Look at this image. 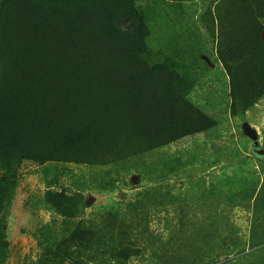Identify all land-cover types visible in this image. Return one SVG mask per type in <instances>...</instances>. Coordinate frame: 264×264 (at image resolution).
<instances>
[{
    "label": "rangeland",
    "instance_id": "rangeland-1",
    "mask_svg": "<svg viewBox=\"0 0 264 264\" xmlns=\"http://www.w3.org/2000/svg\"><path fill=\"white\" fill-rule=\"evenodd\" d=\"M93 5L77 33L54 31L57 55L25 51L31 35L13 29L0 46V81L36 91L51 123L39 148L94 127L51 159L0 161L2 264H86L82 247L46 253L77 225L103 235L89 264H264V0Z\"/></svg>",
    "mask_w": 264,
    "mask_h": 264
},
{
    "label": "trees",
    "instance_id": "trees-1",
    "mask_svg": "<svg viewBox=\"0 0 264 264\" xmlns=\"http://www.w3.org/2000/svg\"><path fill=\"white\" fill-rule=\"evenodd\" d=\"M97 1L0 0V46L6 42L13 29L14 34L25 32L31 35L28 39L30 44L26 46L25 51L28 50L32 55L36 54L35 56L38 58L51 53L57 55L60 48L57 42L60 38L53 36L54 31H60L61 27L64 28L62 32L77 33L78 27H83L91 22L93 15L88 9L91 8V5L94 6L93 4ZM127 15L138 28L141 27L142 18L137 11L129 9ZM61 35L60 32L59 36ZM247 58L246 55L243 57V59ZM223 61L232 76V106L241 108V117L244 119L245 101L240 86L233 78L234 71L227 64L228 60L226 61L224 58ZM153 68H158V66H153ZM5 82L6 78L2 77L0 81V161H5L7 166L9 161L51 159L59 152L76 149L92 137L94 127L91 125L87 124L84 127L71 125L68 130L62 132V137L58 138L59 141L53 143V149L39 148L34 142L36 132L39 136L47 137L51 132V129H48L51 123H43L44 120L41 117L42 121H37L38 114L35 111V104L39 97L36 91L26 89L25 84L19 85L21 81H16L9 86L4 84ZM169 88L175 89L174 84H171ZM169 111H172L171 107H169ZM176 119V116H170V122ZM196 122H190L193 130H197ZM252 153L256 154L257 158L262 156L257 144L252 146ZM3 184L4 182L0 180V187ZM59 211L63 214L61 209ZM63 237L64 239L51 249L52 252L50 250L46 252L48 255L51 254L54 259H59L60 256L63 257V254L74 250L69 254L72 256L81 247L84 250L81 256L82 262L86 261V264H89L99 258L103 238L100 229L93 232L91 229L77 225L75 228L67 230ZM6 245L0 231V264H2L7 250ZM77 258L78 256L75 255L74 259ZM107 258H109L107 259L109 262L114 260L110 256ZM74 263L78 264L76 261Z\"/></svg>",
    "mask_w": 264,
    "mask_h": 264
},
{
    "label": "water",
    "instance_id": "water-1",
    "mask_svg": "<svg viewBox=\"0 0 264 264\" xmlns=\"http://www.w3.org/2000/svg\"><path fill=\"white\" fill-rule=\"evenodd\" d=\"M246 126V124L244 125V127ZM248 135L251 139H255V134L252 131H248Z\"/></svg>",
    "mask_w": 264,
    "mask_h": 264
}]
</instances>
